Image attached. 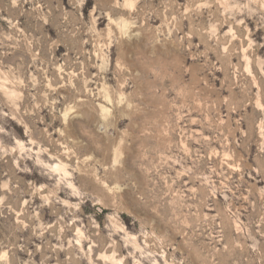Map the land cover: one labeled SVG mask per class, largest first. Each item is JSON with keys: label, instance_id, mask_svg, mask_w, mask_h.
I'll return each mask as SVG.
<instances>
[{"label": "clouds", "instance_id": "obj_1", "mask_svg": "<svg viewBox=\"0 0 264 264\" xmlns=\"http://www.w3.org/2000/svg\"><path fill=\"white\" fill-rule=\"evenodd\" d=\"M0 264H264V0H0Z\"/></svg>", "mask_w": 264, "mask_h": 264}]
</instances>
